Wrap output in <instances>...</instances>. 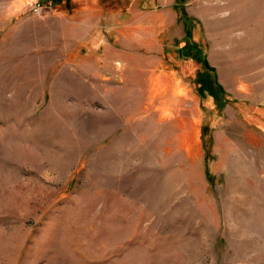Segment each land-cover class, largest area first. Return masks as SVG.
Returning a JSON list of instances; mask_svg holds the SVG:
<instances>
[{
    "label": "rangeland",
    "instance_id": "rangeland-1",
    "mask_svg": "<svg viewBox=\"0 0 264 264\" xmlns=\"http://www.w3.org/2000/svg\"><path fill=\"white\" fill-rule=\"evenodd\" d=\"M0 264H264V0H0Z\"/></svg>",
    "mask_w": 264,
    "mask_h": 264
},
{
    "label": "trees",
    "instance_id": "trees-1",
    "mask_svg": "<svg viewBox=\"0 0 264 264\" xmlns=\"http://www.w3.org/2000/svg\"><path fill=\"white\" fill-rule=\"evenodd\" d=\"M207 171V170H206ZM207 177L209 178V175L207 174Z\"/></svg>",
    "mask_w": 264,
    "mask_h": 264
},
{
    "label": "bare ground",
    "instance_id": "bare-ground-1",
    "mask_svg": "<svg viewBox=\"0 0 264 264\" xmlns=\"http://www.w3.org/2000/svg\"><path fill=\"white\" fill-rule=\"evenodd\" d=\"M215 10H216V8H215ZM222 10H223V8H222Z\"/></svg>",
    "mask_w": 264,
    "mask_h": 264
}]
</instances>
